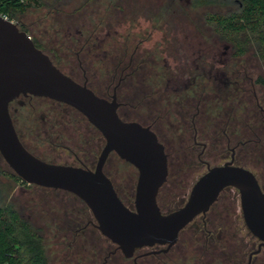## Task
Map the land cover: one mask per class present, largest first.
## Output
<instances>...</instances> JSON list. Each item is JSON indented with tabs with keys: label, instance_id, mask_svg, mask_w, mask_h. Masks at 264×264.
<instances>
[{
	"label": "flooded vegetation",
	"instance_id": "1",
	"mask_svg": "<svg viewBox=\"0 0 264 264\" xmlns=\"http://www.w3.org/2000/svg\"><path fill=\"white\" fill-rule=\"evenodd\" d=\"M205 24L210 32L208 14ZM16 25L24 31L19 24ZM100 26L98 22L95 27L75 28L73 32L68 28L53 29L43 44L28 35L35 47L46 54L61 72L85 85L97 96L114 101L120 119L136 122L153 131L164 146L167 164V146L174 145L176 141L181 148L182 161L205 164L206 171L216 165L211 166L201 156H208L211 151L221 157L229 154L222 164L231 161L235 166L250 170L264 193V155L259 157L258 152L259 145H264V140L258 136L259 129L264 125V98L260 101L254 91L249 94L248 89L244 88L247 77L240 59L235 58V69L232 65L228 67L226 63L231 59V54H228L212 76L209 47L203 51V55L197 51L196 61L190 62L182 59L188 55L182 54L177 45L171 44L170 49L161 41L145 44L149 35L139 30L132 34L125 33L121 43L116 45L115 32H104ZM224 48L233 50L231 44L224 45ZM178 57H181V67L175 65ZM188 73V77L183 76ZM215 83H219L220 88ZM229 87H234L233 94L238 98L235 107L240 108L239 114L235 113L234 117L224 111ZM218 89L222 91L217 92ZM222 96L223 113L212 116L211 100H220ZM50 101L61 105L62 111L50 106ZM8 112L20 143L34 156L56 163L51 158L58 154L48 157L46 149L42 152L38 150L37 141L45 142L54 149L67 151L76 163L58 164L95 169L104 139L74 108L45 97L21 94L8 103ZM86 121L84 129L82 123ZM86 127H91L93 133ZM198 147L200 150L195 149ZM115 155V152L108 153L101 170L110 179L121 201L133 209L136 179L134 181L128 176L119 178L113 161ZM249 165L257 172L251 170ZM135 175L137 178V172ZM167 181L168 174L163 185ZM163 185L156 195V203L163 213L177 209L186 202L189 192L182 205L169 210L164 208L173 190L164 189ZM227 188L234 189L238 198L227 193ZM125 195H133L130 202L123 200L122 196ZM58 205L62 207V202L59 201ZM238 209L239 226L247 232L248 242L238 235L239 230L234 229ZM60 215L63 219L60 227L63 224L66 230L73 233L71 235L69 232L71 239L68 244L72 245L78 240L76 250L89 251L88 255H93V261L96 255L102 260L100 264H264V246L259 248L258 239L246 228L239 192L233 187L222 189L205 213L196 215L179 231L174 244L143 246L135 248L130 254H124L115 243L102 235L93 217L87 218L78 211L70 212L67 209H61ZM92 229L99 236L96 237Z\"/></svg>",
	"mask_w": 264,
	"mask_h": 264
},
{
	"label": "water",
	"instance_id": "2",
	"mask_svg": "<svg viewBox=\"0 0 264 264\" xmlns=\"http://www.w3.org/2000/svg\"><path fill=\"white\" fill-rule=\"evenodd\" d=\"M31 94L64 103L81 113L104 139L94 170L50 163L20 143L8 103ZM116 103L97 96L61 72L30 36L0 14V155L23 182L69 192L85 203L102 235L124 254L135 248L174 244L179 231L205 213L225 187L236 188L248 231L264 246V193L253 173L231 161L209 167L191 186L186 202L163 213L156 195L168 174L167 155L153 131L120 119ZM109 152H115L137 172L133 209L118 197L102 172Z\"/></svg>",
	"mask_w": 264,
	"mask_h": 264
},
{
	"label": "rangeland",
	"instance_id": "3",
	"mask_svg": "<svg viewBox=\"0 0 264 264\" xmlns=\"http://www.w3.org/2000/svg\"><path fill=\"white\" fill-rule=\"evenodd\" d=\"M213 10L215 8L213 9L210 5H194L192 0H33L30 1L28 6L10 10L7 14L11 18L9 20L21 25L27 34L40 41L39 44H43L42 42L46 40L47 34L51 33L53 29L68 28L73 32L75 28L95 27L96 23L99 22L104 32L107 30L115 32L116 45L121 43L120 41L125 33L132 34L133 31L139 30L140 33L144 32L149 35L145 44L150 45L161 41L165 46L168 45L167 47L170 49L171 44L177 45L182 54L188 55L182 59H188L190 62L196 61L197 51L203 55V51L209 47L211 50L210 62L213 65L211 74L214 76L216 74L215 69L221 67L220 65L228 54H231V59L228 58L229 61L226 65H232L235 69V58L233 50L224 48V45L228 43L218 37L219 35L213 30L212 26H210V32L207 31L205 17L208 12ZM238 59H240L243 73L247 77L244 88L248 89L249 94L254 91L257 98L263 101L264 61L257 56L255 46H250ZM180 60L181 57H178V60H175L177 63L175 65L181 67ZM188 75L189 73L183 76L188 77ZM216 82L218 81L216 80ZM215 84L220 88L219 83ZM233 88L230 89L229 87L226 90L227 107L224 109L225 113L232 117L235 116V113L239 114L240 112V108L235 107L238 98L236 95L234 96L235 89ZM221 91L220 89L217 90V92ZM222 99H224V96L220 100H211V110L214 113L212 116L223 113ZM49 104L62 111L61 105L52 101ZM218 104L220 105L215 107ZM82 125L85 129L87 121ZM86 128H90L87 130L93 133L94 130L91 127ZM176 142L174 145L167 146L169 152L168 182L164 189L170 188L173 190V195L168 196V203L166 206L164 205V208L168 210L184 203L193 183L206 171L205 164L197 161L191 164L184 163L181 158V148L178 147V142ZM37 147L41 152L46 149L49 154L48 157L54 153L58 154V156L51 158H54L56 163L76 165L68 152L63 149H54L45 142L40 141H37ZM195 149L200 150V147ZM201 157L212 166L222 164L229 158V154L221 157L215 151H211L210 155ZM113 161L119 178H127L128 176V178L135 181L136 170L132 166L120 160L116 155ZM249 168L255 173L257 172L252 165H249ZM0 191L2 193L8 191L9 196L7 199L22 217L39 230L48 264H100L102 260H99L96 255L93 261V255H88L89 251L78 252L76 250V247L79 246L78 240H76V243L69 245L73 233L66 230L63 224L60 227L63 220L60 215L61 209H67L70 212L78 211L87 218L93 217L88 207L78 197L63 191H49L23 183L16 178L1 155ZM226 192L232 194L235 199L238 198L234 189L227 188ZM122 198L125 202H130L133 195H125ZM39 200H42V202H38ZM59 201L62 202V207L58 205ZM238 215H240L239 209L236 212V217H234V221L237 222L234 229L239 230L238 235L245 242H248L247 232L239 226ZM69 232L71 235H69ZM92 233L97 237L98 234L94 229H92Z\"/></svg>",
	"mask_w": 264,
	"mask_h": 264
},
{
	"label": "trees",
	"instance_id": "4",
	"mask_svg": "<svg viewBox=\"0 0 264 264\" xmlns=\"http://www.w3.org/2000/svg\"><path fill=\"white\" fill-rule=\"evenodd\" d=\"M30 1L33 0H0V14L11 19L8 11L28 6ZM192 4L215 8L208 12L209 25L224 42L232 45L234 58L241 57L254 45L257 56L264 61V0H192ZM258 136L264 140V125ZM262 146L258 148L259 157L264 155ZM8 196V191H0V264H48L39 230L20 215Z\"/></svg>",
	"mask_w": 264,
	"mask_h": 264
},
{
	"label": "built area",
	"instance_id": "5",
	"mask_svg": "<svg viewBox=\"0 0 264 264\" xmlns=\"http://www.w3.org/2000/svg\"><path fill=\"white\" fill-rule=\"evenodd\" d=\"M21 2H24V1H26V0H20ZM2 15V14H1ZM3 17H5V18H7L5 15H2Z\"/></svg>",
	"mask_w": 264,
	"mask_h": 264
}]
</instances>
